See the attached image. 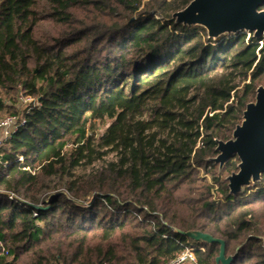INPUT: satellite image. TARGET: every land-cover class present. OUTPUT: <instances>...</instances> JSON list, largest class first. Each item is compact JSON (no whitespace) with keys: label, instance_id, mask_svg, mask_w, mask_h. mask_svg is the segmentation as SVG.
Instances as JSON below:
<instances>
[{"label":"trees","instance_id":"trees-1","mask_svg":"<svg viewBox=\"0 0 264 264\" xmlns=\"http://www.w3.org/2000/svg\"><path fill=\"white\" fill-rule=\"evenodd\" d=\"M189 1L0 0V117L20 90L39 101L0 147V264H164L186 246L221 264L186 232L264 264V173L231 194L239 159L209 160L264 85V36L176 23Z\"/></svg>","mask_w":264,"mask_h":264},{"label":"water","instance_id":"water-1","mask_svg":"<svg viewBox=\"0 0 264 264\" xmlns=\"http://www.w3.org/2000/svg\"><path fill=\"white\" fill-rule=\"evenodd\" d=\"M264 0H190L182 9L172 13L176 23L200 25L207 37L223 34L252 32L254 37L264 36ZM217 154L209 160L219 168L232 156H237L238 170L226 176L231 194L260 180L264 173V85L257 86L254 100L246 103L240 123L227 140L217 139ZM192 239L219 242L216 263L229 264L233 256H225L224 242L206 233L186 232Z\"/></svg>","mask_w":264,"mask_h":264},{"label":"built area","instance_id":"built-area-1","mask_svg":"<svg viewBox=\"0 0 264 264\" xmlns=\"http://www.w3.org/2000/svg\"><path fill=\"white\" fill-rule=\"evenodd\" d=\"M259 42L262 44V41ZM17 100L22 104H26V106L22 112L7 113L0 117V147L27 122L26 114L29 110L34 106H39V101L36 97L26 95L21 90L17 94ZM18 160H22V156H19ZM13 197L14 194L10 193L9 198ZM39 205H42V203H39ZM34 215H36V213H34ZM195 250L196 248L193 246H186L182 251L166 261L164 264H197ZM2 251L4 253L7 252L3 247Z\"/></svg>","mask_w":264,"mask_h":264},{"label":"rangeland","instance_id":"rangeland-1","mask_svg":"<svg viewBox=\"0 0 264 264\" xmlns=\"http://www.w3.org/2000/svg\"><path fill=\"white\" fill-rule=\"evenodd\" d=\"M241 33H245L246 37L250 35V33L247 31L241 32ZM233 35L234 34H223V35H221V37L222 36H233ZM263 40H264V38H263ZM15 105H16L17 112H22L26 106V104L20 103V101L16 102ZM108 123H109V120H104V121L93 120V121H90L89 124L87 125V133L88 134L92 133V134H94V136L98 137L105 132L106 126ZM69 148H70V146H69ZM69 148H67V149H69ZM111 159H112V155H108V156L104 157L103 160H98V161L94 162L90 167H88L87 170L89 171L93 168H99L105 161H108Z\"/></svg>","mask_w":264,"mask_h":264}]
</instances>
